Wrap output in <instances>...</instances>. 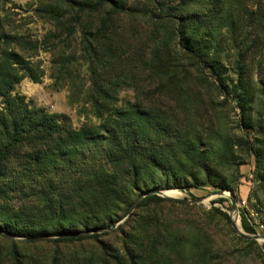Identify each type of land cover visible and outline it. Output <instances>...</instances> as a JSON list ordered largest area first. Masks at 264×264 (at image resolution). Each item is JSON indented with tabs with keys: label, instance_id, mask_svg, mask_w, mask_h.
I'll return each instance as SVG.
<instances>
[{
	"label": "rangeland",
	"instance_id": "obj_1",
	"mask_svg": "<svg viewBox=\"0 0 264 264\" xmlns=\"http://www.w3.org/2000/svg\"><path fill=\"white\" fill-rule=\"evenodd\" d=\"M118 2L124 7L115 22L121 34L109 38V31L98 32L102 11L75 13L67 6V12L59 0H0V48L18 51L30 67L11 94L65 116L77 130L101 124L95 100L109 109L144 108L162 124L179 122L191 141L198 137L185 163L195 179L185 172L165 179L162 170L150 168L138 198L166 181H187L170 188L167 198L203 200L140 205L151 193L126 218L86 235L96 238L26 246L23 228L11 233L15 223L5 222L19 221L17 202L9 200V208L2 200L0 225L8 231L0 232L10 237L0 235V264H101L102 257L109 264H264V241L239 236L228 194L214 195L215 183L228 185L222 190H233V220L242 227L244 211L264 235V0ZM181 18L202 57L181 45ZM4 239L18 244L16 254ZM146 245L144 261L139 250Z\"/></svg>",
	"mask_w": 264,
	"mask_h": 264
},
{
	"label": "trees",
	"instance_id": "obj_2",
	"mask_svg": "<svg viewBox=\"0 0 264 264\" xmlns=\"http://www.w3.org/2000/svg\"><path fill=\"white\" fill-rule=\"evenodd\" d=\"M59 1L66 10L69 7L75 13L102 11L98 32L109 31V38L121 34L115 22L124 7L118 0ZM177 31L181 45L202 57L203 53L189 44L185 19L181 18ZM29 70V63L18 51L0 48V204L4 200L3 206L11 208L9 200H15L18 209L13 214L15 219L19 218L17 222L5 221L15 223L9 232L17 233L15 228H23L22 236L29 238L109 228L144 192V174L150 168L162 170L165 179H171L167 177L171 175L176 180L184 172L194 178L185 169V163L196 153L193 142L198 137L191 141L179 128V122L170 120L162 124L158 114H150L144 108L109 109L95 100L101 124L96 128L74 129L67 125L65 116L31 107L25 96L11 94L13 86L25 75L22 71ZM106 85H98L100 93H105ZM245 142L250 151L249 139ZM167 182L156 189L181 188L187 181H175L173 185ZM196 182L193 186H197ZM214 186L217 191L229 188L222 182ZM164 201L187 203L155 194L140 205ZM222 214L228 217L227 213ZM241 217L245 231L256 233L246 212H241ZM28 226L35 229L26 231ZM0 230L8 231L2 225ZM98 236H73L57 241ZM6 241L16 254L18 244ZM39 242L20 243L26 246ZM147 248L148 245L141 246L139 250L144 261ZM149 251L156 254L157 247L149 246ZM127 252L132 254L130 249ZM109 262L101 258V264ZM60 263L58 259L53 261Z\"/></svg>",
	"mask_w": 264,
	"mask_h": 264
},
{
	"label": "water",
	"instance_id": "obj_3",
	"mask_svg": "<svg viewBox=\"0 0 264 264\" xmlns=\"http://www.w3.org/2000/svg\"><path fill=\"white\" fill-rule=\"evenodd\" d=\"M166 191H170L169 189H159V190H153L148 192L147 195H150L151 193L153 194H157L159 196L162 197H169V195H167L165 192ZM228 194L230 200H231V211H230V217H231V224L232 227L234 229V231L241 237L247 238V239H256V240H262L264 241V235L260 234V233H255V234H251V233H247L242 227H239L238 224L233 220V215L235 213H237V203L234 199V193L232 190L226 189V190H218L215 191L214 195H225ZM145 195V196H147ZM145 196H141L139 197L133 204L132 206L128 209V211L126 212V214L124 215L123 219L126 218L129 214H131V212L135 209V207L138 205V203L145 197ZM180 201H184V202H201L203 200V198H194V199H189V198H181L178 199ZM113 228V227H112ZM99 230H91L88 232H74V233H69V234H62V235H57V236H46V237H29V238H25L23 237V240H34V241H42V240H47L49 238H66V237H79V236H85L91 233H95L98 232ZM0 235L6 236V237H10L2 232H0Z\"/></svg>",
	"mask_w": 264,
	"mask_h": 264
},
{
	"label": "bare ground",
	"instance_id": "obj_4",
	"mask_svg": "<svg viewBox=\"0 0 264 264\" xmlns=\"http://www.w3.org/2000/svg\"><path fill=\"white\" fill-rule=\"evenodd\" d=\"M167 195H170L171 193H174V191H171V193H169V191L165 192ZM235 216H238L237 213L234 214Z\"/></svg>",
	"mask_w": 264,
	"mask_h": 264
}]
</instances>
